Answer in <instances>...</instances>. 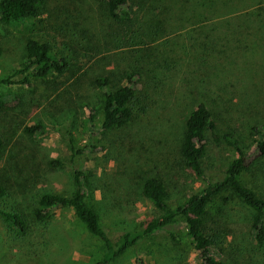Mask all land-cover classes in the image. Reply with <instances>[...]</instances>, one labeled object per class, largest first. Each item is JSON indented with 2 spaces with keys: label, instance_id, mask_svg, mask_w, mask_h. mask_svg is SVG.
<instances>
[{
  "label": "rangeland",
  "instance_id": "obj_1",
  "mask_svg": "<svg viewBox=\"0 0 264 264\" xmlns=\"http://www.w3.org/2000/svg\"><path fill=\"white\" fill-rule=\"evenodd\" d=\"M161 5L173 22L140 53L147 51L159 67L140 80V102L131 119L109 130L100 128L104 92L97 78L108 76L107 88L113 89L123 82L118 72L133 57L118 61L125 50L109 40L117 28L103 0H45L28 33L0 23V77H21L15 71L28 37L47 41L68 62L62 74L29 77L28 87L0 84V210L20 215L26 225L17 230L0 217V264H94L101 257L103 242L69 207L52 211L44 221L33 216L42 193L74 192L76 170L84 174L86 202L111 239L139 229L151 215L141 196L146 178L164 181L171 206L202 188L205 182L182 165L178 154L183 123L195 117L198 104L211 111L221 139L231 131L245 149L258 139L253 127H264V0H166ZM85 105L95 110L91 130ZM32 123L41 124L44 133L28 135L24 127ZM233 157L223 139L219 146L208 143L206 174L218 178ZM51 160L60 164L49 165ZM240 181L264 198V155L241 171ZM208 212L204 225L218 233L217 257L231 264H264V215L260 228L253 229L256 212L227 191L214 198ZM138 259L199 264L181 220L143 238L110 264H137Z\"/></svg>",
  "mask_w": 264,
  "mask_h": 264
},
{
  "label": "trees",
  "instance_id": "obj_2",
  "mask_svg": "<svg viewBox=\"0 0 264 264\" xmlns=\"http://www.w3.org/2000/svg\"><path fill=\"white\" fill-rule=\"evenodd\" d=\"M44 2L45 0H0V23L16 26L22 32L28 33L34 24L35 15L43 7ZM164 3L166 0H103V8L108 19L117 28V31L110 33L113 36H109V40L115 42L117 48L125 50V54L119 56L118 61L124 59L126 55L133 57V60L118 72L123 82L115 84L113 89L107 88L108 76L97 78V83L104 92L103 120L100 125L103 130L112 129L131 119L134 105L140 102V97H136L139 94L140 80L142 77L147 80L159 67L156 59H150L151 54L147 51L140 53L146 50L147 42L162 37L173 22L163 10L161 4ZM67 67L65 57L54 52L47 41L40 42L28 37L24 44L22 61L15 71L20 73L21 77L17 79H12L11 76L0 77V84H22L28 87L29 77L44 78L53 72L62 74ZM85 109L86 126L91 130L94 128L95 110L89 105H85ZM195 110V117L187 118L183 123L178 154L182 165L205 184L182 203L171 206L167 201L168 192L164 181L158 177L146 178L141 187V196L151 205V215L141 223L139 229L124 231L115 239H111L102 226L99 214L86 202L84 174L76 170L73 178L74 192L71 195L42 193L33 211L34 218L37 221H44L49 218L52 211L69 207L86 231L103 242V254L94 264H110L143 238L181 220L199 264H231L216 256L215 248H219L218 233H211L204 223L206 218L211 216L208 207L214 198L227 191L256 212L251 226L253 229L260 228L262 224L260 217L264 215V198L243 185L240 175L245 167L264 155V127H253L255 132H259V137L249 149L242 146L240 138L233 132H224L223 142L235 157L230 160L221 176L211 178L203 166L207 145L212 143L219 146L222 139L216 133L211 111L203 104H198ZM24 131L28 135L38 136L44 133V127L39 123H32L26 125ZM71 150L75 154L81 152V149L73 147ZM1 160L0 139V163ZM59 164L57 160L49 161V165ZM2 195L4 187L0 185V197ZM0 217L17 230L23 231L26 228L22 217L14 212L0 210ZM171 235L177 239L174 233ZM137 264L146 263L138 259Z\"/></svg>",
  "mask_w": 264,
  "mask_h": 264
}]
</instances>
